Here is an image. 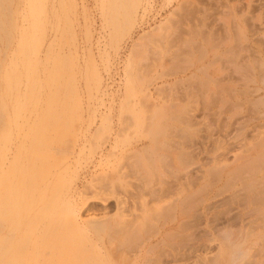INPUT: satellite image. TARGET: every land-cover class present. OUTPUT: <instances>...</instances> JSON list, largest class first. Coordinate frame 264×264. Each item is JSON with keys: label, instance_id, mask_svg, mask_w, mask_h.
<instances>
[{"label": "rangeland", "instance_id": "1", "mask_svg": "<svg viewBox=\"0 0 264 264\" xmlns=\"http://www.w3.org/2000/svg\"><path fill=\"white\" fill-rule=\"evenodd\" d=\"M87 260L264 264V0H0V264Z\"/></svg>", "mask_w": 264, "mask_h": 264}, {"label": "bare ground", "instance_id": "2", "mask_svg": "<svg viewBox=\"0 0 264 264\" xmlns=\"http://www.w3.org/2000/svg\"><path fill=\"white\" fill-rule=\"evenodd\" d=\"M98 185V184H97ZM167 185V184H166ZM105 186V185H104ZM103 186V187H104ZM95 187H96V185H95ZM102 187V188H103ZM169 187V186H168ZM106 188V187H105ZM104 188V189H105ZM97 189H99V188H97ZM106 189H110V188H106ZM102 190V189H101ZM171 190V189H170ZM117 191V190H116ZM165 192L167 191V190H164ZM119 192V191H118ZM117 192V193H118ZM164 193V192H163ZM167 193V192H166ZM158 194V193H157ZM167 194H169V193H167ZM156 195V194H155ZM132 197H133V195H131ZM157 196V195H156ZM165 196V195H164ZM113 197H115V190L114 189H112V190H105V191H97V190H95V193H94V196H93V198H95V199H98V200H103L104 202H108L110 199H112ZM125 200V199H124ZM79 202V201H78ZM82 202H84V201H82ZM116 206H117V209H118V213H117V215L115 216V217H112V218H106V219H104L103 221H99L98 223H100L102 226L103 225H105V226H108V227H113V226H116V228H115V230L113 229V230H111V232H109V233H112V235L113 234H115L116 236L118 235V236H123L124 237V234L122 235L120 232H123V230L124 229H121V228H125V227H129L130 225L132 226L134 223V221L136 220L134 217H132V215H129V216H127V215H125V211H126V205H127V201H123V200H121V199H116ZM132 209V208H131ZM186 217V216H185ZM140 218V217H139ZM181 218V217H180ZM183 218V217H182ZM184 219V218H183ZM209 219V218H208ZM178 220V219H177ZM140 221V220H139ZM138 221V219H137V221H136V223L135 224H137V222H139ZM173 221H175V220H173ZM188 222V221H187ZM172 223V222H171ZM186 223V222H185ZM96 224V223H95ZM140 224V223H139ZM175 224V223H174ZM179 224H181V223H179ZM176 225V224H175ZM183 224H181V226L179 227V226H177V227H179L184 233H185V236H183V237H181V236H179V238H181L180 240H184V241H186V239H188V238H190L189 236H188V232H189V225H188V223H187V225L185 224V225H183ZM94 226H96L97 227V225H94ZM105 226H103V227H105ZM117 226H120L121 228H119V227H117ZM99 227V226H98ZM107 227V228H108ZM164 227V226H163ZM100 228H102L101 226H100ZM106 228V227H105ZM131 228V227H130ZM130 228H128V229H130ZM137 228V227H136ZM127 229V228H126ZM139 229V228H138ZM166 229H168V228H166ZM104 230V229H103ZM141 230V229H140ZM98 232H99V230H97ZM126 231V230H125ZM133 231V230H132ZM169 231H176V228L175 227H170L169 228ZM101 232V231H100ZM99 232V233H100ZM131 232V231H130ZM140 232V231H139ZM178 232V231H177ZM84 233H86V231L85 230H81L80 228H75V230L72 232V233H70V234H68L69 235V240H71L72 242H74V241H76L78 238H80L82 235H85ZM88 233V232H87ZM99 233H97V235H99ZM102 233V232H101ZM132 233V232H131ZM171 233V232H170ZM121 234V235H120ZM163 234V233H162ZM172 234H173V232H172ZM67 235V236H68ZM91 235V234H90ZM101 235V234H100ZM104 235V234H103ZM131 235V234H130ZM130 235H129V238H130ZM156 235V234H155ZM166 235H168V234H166ZM175 235H177V234H175ZM175 235H173V236H175ZM67 236L65 237V238H67ZM88 236V235H87ZM159 236H161V235H159ZM93 237V236H92ZM127 237V236H126ZM126 237H124V238H126ZM136 237V236H135ZM138 237V236H137ZM136 237V238H137ZM164 237H165V235H164ZM170 237V236H169ZM172 237V236H171ZM175 237H178V236H175ZM68 238L66 239V240H68ZM82 238H84V236L82 237ZM90 238V237H89ZM110 238V237H109ZM183 238V239H182ZM85 239V238H84ZM107 239H108V237H107ZM119 239V237L118 238H111L110 239V241L111 242H113L114 240H118ZM131 239H132V236H131ZM158 239V238H157ZM169 239H171V238H168V240ZM172 239H173V237H172ZM68 240V241H69ZM79 240V239H78ZM87 240H88V238H87ZM94 240V239H93ZM133 240H134V238H133ZM138 240V239H137ZM179 240V239H178ZM179 240V241H180ZM126 241V240H125ZM127 241H128V239H127ZM172 241V240H171ZM110 242V243H111ZM128 242H130V241H128ZM81 243H82V240H81ZM86 243V242H85ZM131 243H132V241H131ZM133 243H134V241H133ZM162 243V242H161ZM66 244H67V241H66ZM69 244H70V242H69ZM120 244V243H119ZM127 244V243H126ZM126 244H124V245H126ZM173 244V243H172ZM68 245V244H67ZM121 245V244H120ZM123 245V244H122ZM121 245V246H122ZM163 245V244H162ZM132 244H131V247H130V245H129V247H130V250H132ZM169 247H170V249L172 248V250H173V248H174V246H170V245H168ZM187 246L188 245H185V248H187ZM123 247V246H122ZM134 247V246H133ZM178 247H181V245H179ZM177 247V248H178ZM120 248H118L117 250L118 251H120L119 250ZM135 249V248H134ZM148 249H150V247L148 248ZM180 249H184V248H180ZM188 249L189 248H187V251H188ZM116 250V251H117ZM151 250V249H150ZM176 250V249H175ZM174 250V251H175ZM185 250V249H184ZM130 252V251H129ZM128 252V253H129ZM148 252H150V251H148ZM164 253V252H163ZM167 253V252H166ZM171 253V255H173L172 254V251L170 252ZM176 253H177V250H176ZM123 255V254H122ZM170 255V256H171ZM81 256H83V255H81ZM91 256V255H90ZM89 256V257H90ZM178 256V255H177ZM185 256V255H184ZM188 256V255H187ZM92 257H94V259H95V256H91V260H92ZM175 257V256H174ZM167 258V257H166ZM179 258V257H178ZM187 258V257H186ZM71 259H73V258H71ZM83 259H84V257H83ZM181 259V258H180ZM182 259H184V258H182ZM85 260V259H84ZM152 260H154V261H156V259H153L152 258ZM169 260V259H168ZM186 260H188V259H186ZM69 261V260H68ZM82 261V260H81ZM88 261H90V260H87V262ZM126 261V260H125ZM158 261H160L159 259H158ZM67 262V261H66ZM65 262V263H66ZM71 262V261H70ZM69 262V263H70ZM135 262V261H134ZM85 263V262H84ZM90 263H91V261H90ZM98 263V262H97ZM138 263V262H137ZM72 264V263H71ZM83 264V263H82ZM85 264H87V263H85ZM92 264V263H91ZM99 264V263H98ZM125 264H128L127 262L125 263ZM133 264V263H132Z\"/></svg>", "mask_w": 264, "mask_h": 264}]
</instances>
